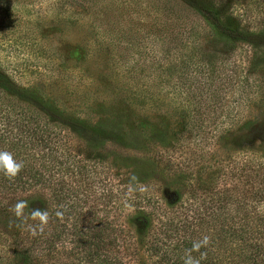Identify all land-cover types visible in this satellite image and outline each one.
Returning <instances> with one entry per match:
<instances>
[{"label":"rangeland","instance_id":"rangeland-1","mask_svg":"<svg viewBox=\"0 0 264 264\" xmlns=\"http://www.w3.org/2000/svg\"><path fill=\"white\" fill-rule=\"evenodd\" d=\"M196 1L223 7L250 41L222 35L187 0H0V82L14 92L0 95L58 119L57 154L83 167L63 179L86 222L112 221L125 264H152L128 230L155 232L158 214L241 195L239 162L264 160V0ZM109 188L112 204L100 199ZM49 193L0 187V264H21L12 236L40 222L31 211L46 212ZM59 217L43 230L74 215ZM45 250L38 264H80Z\"/></svg>","mask_w":264,"mask_h":264},{"label":"trees","instance_id":"trees-1","mask_svg":"<svg viewBox=\"0 0 264 264\" xmlns=\"http://www.w3.org/2000/svg\"><path fill=\"white\" fill-rule=\"evenodd\" d=\"M187 1L222 35L250 41L241 22L223 7ZM1 91L14 93L0 82ZM32 109L34 106L30 104L0 95V150L11 152L14 159L23 163L13 178L0 174V187L14 193L29 185H42L50 192L46 196V222L59 221L58 212L68 216L73 214L74 217L71 225L64 224L63 228L50 234L46 230L41 231V222H19L12 236L17 245L18 259L21 264H38L44 255H50V251L44 253V249L60 246L69 254L77 255L80 264H125L111 248L119 241V233L112 221L98 217L86 222L88 215L81 210L83 206L80 204L82 196L77 189L68 187L63 179L65 173L68 170L72 172L74 167L66 165L70 160L62 156L63 153L57 154L60 138L54 125L58 119L32 112ZM239 165L235 177L246 182L247 186L241 195H235V190L216 198L203 199L199 204L194 202L179 216L158 214L160 221L156 223L155 232L128 230L125 234L135 237L140 245L145 246L152 264H183L192 241L203 236L208 237V244L199 252L191 253L196 258L204 254L200 264H264V160L258 162L252 158L239 162ZM75 168L77 171L74 172L83 174L82 166ZM112 191L109 188L100 199L112 204V199L116 198ZM77 207H80L79 211ZM150 217L146 216L147 229L152 222ZM66 241L71 245L66 246Z\"/></svg>","mask_w":264,"mask_h":264},{"label":"clouds","instance_id":"clouds-1","mask_svg":"<svg viewBox=\"0 0 264 264\" xmlns=\"http://www.w3.org/2000/svg\"><path fill=\"white\" fill-rule=\"evenodd\" d=\"M23 163L14 159V156L11 152L7 150H0V174H3L5 177L13 178L15 177L21 168ZM26 207L24 201H18L14 206V214L17 217L23 215V210ZM31 214L34 218H38L41 222V231L43 230V224L47 220V212L41 210L31 211ZM57 215H60L58 212ZM208 244V237L203 236L198 240H193L191 244V249L188 250L186 255L183 258V264H200V260L204 258V254L201 253L199 258L194 257L192 252H199L201 248L205 247Z\"/></svg>","mask_w":264,"mask_h":264}]
</instances>
